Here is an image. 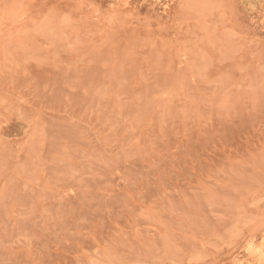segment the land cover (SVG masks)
<instances>
[{"label": "rangeland", "instance_id": "obj_1", "mask_svg": "<svg viewBox=\"0 0 264 264\" xmlns=\"http://www.w3.org/2000/svg\"><path fill=\"white\" fill-rule=\"evenodd\" d=\"M0 264H264V0H0Z\"/></svg>", "mask_w": 264, "mask_h": 264}]
</instances>
